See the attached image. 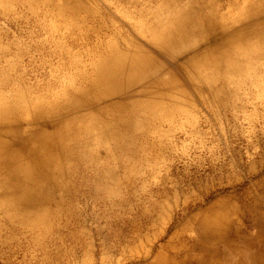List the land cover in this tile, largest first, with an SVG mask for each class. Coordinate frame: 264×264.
<instances>
[{
	"label": "bare ground",
	"instance_id": "1",
	"mask_svg": "<svg viewBox=\"0 0 264 264\" xmlns=\"http://www.w3.org/2000/svg\"><path fill=\"white\" fill-rule=\"evenodd\" d=\"M8 2L27 5L29 18H36L31 29L50 32L48 55L58 65L41 60L33 71L19 62L0 66V230L27 236L45 264L63 258V264L79 263L75 249H90L91 241L81 227L85 203L77 200L88 197L131 228L132 248L150 244L140 231L161 219L165 198L179 194L170 175L174 158H184L186 150L179 155L172 149L186 134L195 150L210 154L211 176L194 181L195 210L183 208L185 217L171 238L130 260L264 264V172L256 170L264 151L241 174L235 148L231 160L215 162L222 142L214 141L226 136L223 123L237 124L240 114L252 126L262 117L256 103L264 94V0ZM115 4L129 7L112 13ZM0 7L9 12L4 0ZM45 17L60 21L64 32L48 28ZM57 35L62 38L55 40ZM68 38L78 51L62 43ZM43 67H50V78L31 81L32 72ZM200 109L215 132L202 128ZM258 142L264 149V141ZM163 157L169 161L163 174L146 169ZM118 173L126 184L119 183ZM246 177L248 183L235 186ZM151 178L159 184L148 187ZM224 180L231 189L220 186ZM137 192L146 205L132 209L128 201ZM134 210L140 214L135 224L126 219Z\"/></svg>",
	"mask_w": 264,
	"mask_h": 264
},
{
	"label": "rangeland",
	"instance_id": "2",
	"mask_svg": "<svg viewBox=\"0 0 264 264\" xmlns=\"http://www.w3.org/2000/svg\"><path fill=\"white\" fill-rule=\"evenodd\" d=\"M105 1L113 3L116 0ZM4 4L9 7V12H3L0 7V66L7 64V62H19V64H22V67L33 71L41 60L46 61L48 66L54 67L55 65H58V59L56 57L53 59L48 55L53 50L51 44L53 39L50 36V32L43 29H31V26L34 25L33 20H36V18L31 19L33 18L32 16L29 18L31 13L28 6L19 5L16 2H8V0H4ZM127 7L129 6L115 4L112 7V13L127 10ZM132 7L135 8V6ZM137 7L139 8L141 5H137ZM43 21L45 25L47 24L48 28L53 25L54 27L61 26L60 21L52 20L51 17H45ZM59 32V34L63 33L64 28L60 27ZM73 35L74 34H72V37H74ZM55 38V40H58L62 37L58 38L57 35ZM61 41L62 43L66 42L67 44L64 43V45L73 48V51H78L80 48V46L70 44L73 43L72 38H68L67 40L62 39ZM77 41L83 43L84 40L77 38ZM39 43L46 45L44 50L40 49V46H38ZM14 44L18 45L17 48L14 47ZM50 76V67H43L38 71L37 75L36 72H32V78L29 79L38 82L47 80ZM256 105V110L260 112L262 117L257 119L254 126L248 124L242 118V113L240 114L241 119L237 124L232 125L227 121L223 123L224 132L226 133L225 137L219 139L218 136L215 135L216 139L214 141L219 143L222 142L217 147L218 153L216 154L215 162L221 163V160H231L230 156L232 153L230 152V149L235 148L234 150L238 154L242 164V167L239 168V173L241 174H244L246 167L249 166V163H252L253 160V162L260 160V153L264 151V149H262L263 146L258 142V140L264 141V94L261 97V100H258ZM249 110V108L246 109L244 113L249 114ZM197 114L201 118L202 128L204 130L208 128L212 132H215L213 124H207L205 122V118L209 117V114L203 109L198 110ZM184 135L186 136V134L179 135L178 144L172 149V151H175L173 153L179 155L182 149L186 150V156L184 158H174L173 164L175 173L170 175L172 178L171 180L175 181L178 186L179 194L175 199H173L172 196L167 197L169 199L165 198L164 200L167 205L161 212V219L150 225H146L143 227V230L140 231L141 235L150 238L148 242L151 243L147 244L144 242L137 249L132 248L133 244H131V241L135 234H133L131 228L126 223H116L113 214L110 211H107L103 204L98 203L97 205H94L90 198L85 197L81 200L78 199L77 204L80 206L82 203H85L82 212L83 226L81 225V227L86 230L91 241V247L90 249L82 248L87 247L86 245H83L78 251L75 249V256H77L79 263H77V260L75 259L73 260L74 264H138V262L130 259L135 257L136 254H141L143 250L149 249L151 245H159L158 248H160V246L166 243L171 238L172 233L177 229V224L185 217V214L182 215V212L186 205H189V211L195 210L194 202L196 194L191 191H198L194 186V181L205 183L207 181L206 179L211 176L212 172L209 167L210 154L204 150H195L191 145V138H189L188 135L186 137ZM173 139H175V137H173ZM207 140L208 139L205 141ZM182 141L190 142L187 148L182 147ZM207 142L209 143L212 141ZM168 163V159L163 157L157 162V164H153L152 162L146 163V169L155 168L160 172V175L164 173V169ZM256 170L264 172V161H262L261 166L256 167ZM141 172L142 171H140V173ZM185 175H187V177ZM116 177L118 178L119 183H122L123 185L127 183L122 173H118ZM248 178L249 177L244 178L239 183H236L235 186L239 187L240 185L242 186L243 184L248 183L246 181ZM107 184L109 187H113L112 180H109ZM158 184V178H151L148 187H154ZM170 184L171 183H168L166 185L169 186ZM214 184L215 187H218L219 182L214 180ZM139 185H141L140 182ZM220 186L226 189H231V185L226 180L220 182ZM124 189L125 188H123V190ZM137 193L138 194L133 200L128 201V206L132 209L137 208L136 206L138 205H146L144 194ZM156 199L157 196L154 195L150 198L151 201H156ZM139 215L140 214L137 210H134L133 213L126 216V219L135 224L140 222V218H138L140 217ZM1 216H3V214H0V217ZM118 229L122 232L118 233L117 236L116 231H118ZM120 236L123 240L118 242L117 245L114 244L117 237ZM27 239V236L19 233L18 230L8 231L5 228L0 230V264H45V261L40 258L41 254L39 248L34 245H29ZM151 259L152 255H149L148 260ZM65 261L67 260L63 258L62 262L58 264H63Z\"/></svg>",
	"mask_w": 264,
	"mask_h": 264
}]
</instances>
